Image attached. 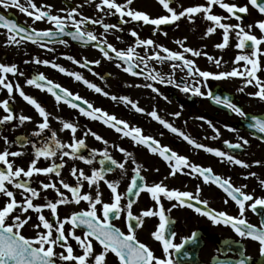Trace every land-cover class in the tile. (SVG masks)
I'll return each instance as SVG.
<instances>
[{"label":"flooded vegetation","instance_id":"flooded-vegetation-1","mask_svg":"<svg viewBox=\"0 0 264 264\" xmlns=\"http://www.w3.org/2000/svg\"><path fill=\"white\" fill-rule=\"evenodd\" d=\"M0 264H264V0H0Z\"/></svg>","mask_w":264,"mask_h":264},{"label":"water","instance_id":"water-1","mask_svg":"<svg viewBox=\"0 0 264 264\" xmlns=\"http://www.w3.org/2000/svg\"><path fill=\"white\" fill-rule=\"evenodd\" d=\"M113 249L115 250V247H113Z\"/></svg>","mask_w":264,"mask_h":264}]
</instances>
